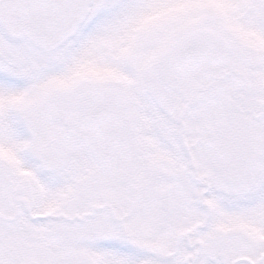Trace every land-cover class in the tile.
<instances>
[{
  "label": "snow or ice",
  "instance_id": "snow-or-ice-1",
  "mask_svg": "<svg viewBox=\"0 0 264 264\" xmlns=\"http://www.w3.org/2000/svg\"><path fill=\"white\" fill-rule=\"evenodd\" d=\"M0 264H264V0H0Z\"/></svg>",
  "mask_w": 264,
  "mask_h": 264
}]
</instances>
